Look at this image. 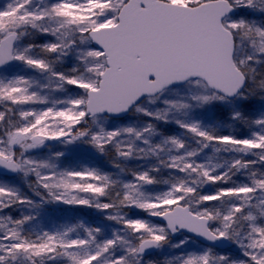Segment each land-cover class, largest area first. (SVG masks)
I'll return each mask as SVG.
<instances>
[{"label":"snow or ice","instance_id":"snow-or-ice-1","mask_svg":"<svg viewBox=\"0 0 264 264\" xmlns=\"http://www.w3.org/2000/svg\"><path fill=\"white\" fill-rule=\"evenodd\" d=\"M0 264H264V0H0Z\"/></svg>","mask_w":264,"mask_h":264}]
</instances>
